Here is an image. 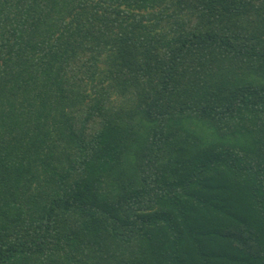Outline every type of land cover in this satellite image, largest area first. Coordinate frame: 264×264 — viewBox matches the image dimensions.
<instances>
[{"label": "trees", "instance_id": "trees-1", "mask_svg": "<svg viewBox=\"0 0 264 264\" xmlns=\"http://www.w3.org/2000/svg\"><path fill=\"white\" fill-rule=\"evenodd\" d=\"M0 264H264V0H0Z\"/></svg>", "mask_w": 264, "mask_h": 264}]
</instances>
